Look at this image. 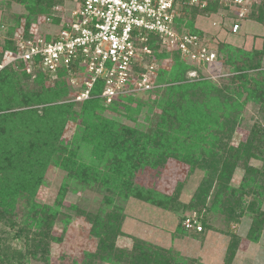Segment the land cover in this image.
Masks as SVG:
<instances>
[{
    "label": "trees",
    "instance_id": "trees-1",
    "mask_svg": "<svg viewBox=\"0 0 264 264\" xmlns=\"http://www.w3.org/2000/svg\"><path fill=\"white\" fill-rule=\"evenodd\" d=\"M19 4H28L30 8V15L26 17V20L24 19L26 25L23 32L28 35L32 24L37 23L42 17L50 15L61 2L58 0H20ZM217 4H211L206 9L193 8V11L209 13L211 10L217 9L215 7ZM225 9L231 11L227 6ZM257 9L259 11L257 20L264 24V2ZM33 15L34 17L31 18ZM231 17L234 19L232 26L238 21L242 28V21L245 17L240 20L238 12ZM20 24L21 19H18L16 28ZM16 30L18 29L8 30L9 39L2 46L5 51L16 50L17 52L18 46L10 41ZM182 30L184 29L182 28ZM188 32L198 36L201 46L208 48L200 34L194 31ZM231 34L233 33L231 32ZM148 46L152 51L147 60L149 65L157 64V60L169 61L170 63L173 60L174 62L170 70L164 67L153 73L154 78L156 77L155 83L162 88L149 91L150 101L152 100V92H162V99L154 101V105L161 108L172 103L174 113L171 115L164 113L155 128L149 130V140L141 141L142 143L137 137L132 141L130 139L132 131L125 127L119 128L116 119L105 121L100 117L101 115L97 114V109L103 111L108 107L99 99H92L83 104L81 114L78 115L83 122L82 129L70 143L65 142L62 140V133L66 120L75 116L72 112L73 105L56 103L66 99L69 95L66 82L59 80L55 88L47 90L45 81L50 76L40 71L41 73L32 81L35 90L29 86L28 82L31 81V76H35L39 70H34L28 74L24 70L25 63L21 62L19 66L22 68L24 77L19 80L14 77L15 74L9 69L0 71V95L2 97L5 95L1 91V87H3L7 93L10 92L12 99L17 102L20 98L23 107L29 109L19 113L5 103L4 108L0 110V112H9L8 115L3 116V119L9 118V122L5 124L1 121L5 125L0 124V223L12 228L18 225L15 219L18 202L21 199L27 200L28 197L35 196L46 166L55 162L56 166L67 172L66 185L68 181L74 180L79 187L84 189L100 188L110 192L108 193L110 197H106L103 204L107 209L104 217L96 212L83 213L93 225L91 234L97 239V246L95 251L86 252L83 255L82 264H191L188 259L183 258L178 253H173L170 250L163 251L159 247L140 240H136L130 250H125L117 245L118 239L123 235L124 206L130 198L161 208L165 206L166 197L161 196L155 187L136 184V170L143 169L141 167L145 165L154 169V167L161 165L162 159L168 157L181 160L189 165H198L200 169L205 170L207 177L202 182L195 200H199L200 203V200L203 199L204 201L200 204L204 205L207 198L205 196L211 190L215 180H217L216 188L218 189L214 202L216 200L222 201L223 193L229 191L227 168L238 166L240 162L246 173L240 193L264 197V185H259L261 179L264 182V171L259 177L257 169L249 164L256 156L247 150V146L253 147L252 144L261 145L262 139H264V129L261 130L254 126L252 128L253 136L249 138L248 145H242L241 148L236 149L237 154L231 151L227 152V148L224 146L225 137L222 136V132L226 130L225 127L229 128L227 130L229 133V130L233 131L237 125V114L244 109L245 105L250 101L259 102L260 97L264 95L263 83L258 80V76L264 78V70L257 71L262 68V62L260 60L256 62L251 54L224 46L217 49L218 52H221V54L217 53V60L225 58L224 65L231 68L229 73L232 76L228 78V84L219 86L211 81L203 80L194 85L177 86L176 83L185 82V75L194 67L187 64L177 50L171 52L173 54L171 60L167 48H164L159 38L153 34L149 35ZM66 76L68 73L65 70L58 74V78L61 79ZM41 87L43 88L42 92L38 90ZM198 87L202 89L200 94L194 92V89ZM102 89L103 83H97L91 95L93 97L98 95ZM177 96L180 98L179 100H175ZM200 96L205 97L202 99L204 104ZM173 99L174 101L169 103ZM205 99L209 103L206 104ZM219 99L220 102L223 100L224 103L220 104ZM210 101L216 104H214L216 107L213 108L214 110H210ZM128 102L131 103L132 100ZM135 102L138 104L135 112L140 111L142 113L150 110V113L155 108L151 105L148 106V101H144L142 98H138ZM122 103L125 102L119 100L117 103L109 105V108L118 113H122L123 109L124 112H130L131 106H122ZM261 103L263 100L260 101ZM39 105L44 107L39 110ZM120 107L124 108L121 109ZM219 115L220 118L222 116L225 118L220 120ZM5 133L11 134V141H2V135ZM57 149L60 152L70 150L66 157H62L57 155ZM121 155H124L125 159H129L127 162L130 165L126 168L120 166ZM221 166L227 168L220 171L221 169L217 168ZM157 174L158 172L154 174L155 178ZM216 174H218L217 179H213ZM64 189V195H60L61 198L56 201L59 203L57 204L59 207L62 205L64 196L68 193V189ZM238 192L233 190L228 193V196H235ZM223 207L225 212L227 211L231 215V209L225 205ZM34 208L35 212H33ZM73 208L79 211V208ZM28 213V221H24L25 224L14 230L15 233L10 232L8 234L5 232L0 237V264H16L17 261L21 260L20 254L12 249L8 240L18 239V237L24 236L23 234H32L35 243L29 249L31 254L35 256L40 252L43 256L41 260H45L47 263L50 255L49 244L52 240L56 242V239L52 237V232L58 220V209L53 205L41 207L33 205ZM31 213L34 214V218L29 224ZM260 229H262V223L261 219L257 217L248 233L250 241H258ZM184 230L187 231L185 228ZM62 233L64 234V231ZM236 245L230 243L228 246L227 264H230L235 256Z\"/></svg>",
    "mask_w": 264,
    "mask_h": 264
},
{
    "label": "rangeland",
    "instance_id": "rangeland-1",
    "mask_svg": "<svg viewBox=\"0 0 264 264\" xmlns=\"http://www.w3.org/2000/svg\"><path fill=\"white\" fill-rule=\"evenodd\" d=\"M262 2H264V0H247L245 19L242 21L240 32L236 34H231L232 24L234 22L231 16L239 11V8L234 5L228 7L231 9L230 12L225 9L224 6L218 4L215 6L217 9L211 10L209 13L193 11V8H183L179 18V25L182 26L181 28L186 32L194 31L200 34V36L203 37V42L208 47L207 49L215 53L216 59L214 62L206 65L191 64L186 61L187 64L193 66L194 69L187 72L185 75V82H179L175 85H194L203 80L211 81L219 86L228 84V78L232 76V74L229 73L231 68L224 65L225 58H223L224 60H217V53L221 54L217 49L224 46L226 48L232 47L243 53L246 52L253 55L256 62L259 60L262 62V68L257 71L264 70V53H262L264 52V24L257 20L259 17L257 8ZM19 3L20 0H0V65H2V68L3 65H6L7 67L4 66L3 69L11 70V72L15 74V76H13L18 80L24 77L22 68L19 66L20 63L8 65L10 59L6 55L10 50H7V52L2 46L4 42L9 39V29H18L13 38H10V41L14 42L15 46L18 45V36L25 30V20L26 17L30 15V8L28 4L22 5ZM33 17L34 15L31 16V18ZM18 19H21V24L16 28ZM32 26L30 29L34 28V26ZM10 52L16 53V50H11ZM167 52L170 54L172 60V51L167 49ZM148 59L149 57L147 60ZM156 62L157 64L153 63L156 66L155 72H158L160 68L163 69L164 67L170 70L171 66L174 64L173 60L171 63L162 60H157ZM147 63L149 64V61H147ZM3 69H0V71ZM40 73L39 70L36 72L35 76H31V81L28 82L31 88H34V83L32 84V81ZM59 80L66 82L69 88V95L66 99L56 104L73 105L72 112H74L75 115L74 118L66 120L63 129L62 140L67 143H70L77 133H80L83 122L78 115L81 114L83 104L92 99H99L103 104L106 103L108 105L106 110L101 111L97 109V114L99 116L101 115L100 117L105 121L116 119L119 128L125 127L131 130L132 136L130 139L132 141L137 138L140 142L149 140V130L155 128L158 121L162 118L161 116L164 113H166V115L174 113V110H172L174 106L171 103L174 99L169 102L171 103L169 106L164 105L158 108L154 105V101L162 99V92H152L151 101L149 90H138L123 94L109 101V99L103 97L104 90L102 89L99 94L94 97L91 95V91V98L89 100L77 101V96L86 90L80 88V86L73 87L69 82L70 78L68 76L62 79L60 77L57 79L49 77V79L45 81V88L47 90L55 88ZM258 80L263 83L262 87H264V78L258 76ZM154 81L156 82V77ZM155 86L156 87L151 91L160 90V88H162L160 86L159 88L156 83ZM38 90L42 92L43 88L41 87ZM1 91L5 95L3 97L0 95V110L4 108L5 103H7L11 109H15L16 112L19 113L29 110L23 107L24 105L20 98L16 102L15 99H12V95L9 94L10 92L7 93L3 87H1ZM194 92L200 94L202 92L201 87L194 89ZM203 97L204 96H200L201 100L205 98ZM138 98L148 101L147 105L155 107L154 110L150 113V110L142 113L140 111L135 112L138 106L135 101L138 100ZM176 99L179 100L180 98L177 96L175 100ZM260 99V101L263 100L261 104L260 101H250L245 105L244 109L237 114L238 119L235 113L237 125H235L233 131L229 130V133L227 131L229 128L225 127L226 130L222 132V136L225 137L224 146L227 148V152L231 151L237 154L236 149L241 148L242 145L246 146L249 138L253 136L252 128L254 126L261 130L264 129V95H262ZM119 100L125 102L122 103V106H131L130 112H124V107H120L123 109L122 113L115 112L109 108V105L117 103ZM127 100H132V102L129 103ZM206 100L207 99H205V103H209V101ZM223 103L224 101L222 100L220 104ZM214 104L215 102L210 101V110L216 108V104ZM220 104L219 107L221 106ZM52 105L55 106V104ZM43 107L44 106L39 105L38 108L40 110ZM223 108L226 111V107L224 106ZM8 113L9 112L5 111L0 112L1 125H5L9 122V118L3 119V116L8 115ZM223 118L225 117L222 116L220 120ZM8 140H12L11 134H3L2 141ZM252 145L253 147L247 146V150L255 155L256 158L251 160L249 164L257 169L260 177L261 173L264 171V139H262L260 146L256 144ZM70 148L72 149L73 147ZM69 150L60 152L59 149H57V155L59 154L62 157H66ZM124 155H121L120 166L126 168L130 163L127 162L129 159H125ZM238 155L241 157L240 154ZM133 163L134 161L132 164ZM160 164L161 165L154 167V169L149 168V165H145L141 167L143 169L136 170L135 182L141 186L149 187L152 185V187H155V190H157L161 196L166 197L165 206L161 208L150 203L141 202L135 198H130L124 206V220L122 224L123 235L117 242L120 248L130 250L133 248L135 241L140 240L148 244L150 243L152 246L159 247L163 251L170 250L173 253H178L183 258L188 259L191 264H227V259L229 257L227 253L228 246L230 243H235L237 244L235 256L230 261V264H264V197H255L253 195H244L240 193L246 175L240 162L238 166L230 168L221 166L217 168L221 169L220 171L227 168V177L229 178L228 193H231L233 190L239 191L237 195L228 196V193L225 192L221 197L222 201L216 200V202H214V197L218 189L216 188L217 180H215L211 190L205 196L207 198L204 205L200 204L204 201L203 199H201L199 203V200H195V197L196 194H198L202 182L207 177L205 170L200 169L198 165H189L181 160L170 157L162 159ZM157 172L158 174L155 178L154 174ZM217 177L218 174H216L213 179H217ZM66 183L67 172L56 166L55 162L48 164L35 196L28 197L27 200L21 199L17 204L15 219L18 225L12 228L9 225L0 223V237H2L5 232L8 234L10 232L15 233L14 230L18 229L20 225L22 226L25 224L24 221H28L29 217L28 211L33 205L39 207L53 205L58 209V220L52 232V237L56 239V242L52 240L51 244H49L50 255L48 256L49 259L47 263L82 264L83 255L86 252L95 251L97 246V239L91 234L93 225L83 213L96 212L100 214L101 217H104L107 209L103 204L105 198L110 197L108 194L110 192L100 188L87 190L79 187L74 180L68 181V187ZM259 185H264L262 179ZM64 188L68 189V193L64 196L65 198L63 199L62 205L59 207L57 205L59 203L56 201L58 198H61L60 195H64ZM223 205L231 209V215L228 214L227 211L225 212ZM73 207L79 208V211ZM33 212H35V208ZM31 214V221L29 224L32 223V218H34V214ZM188 217L196 221L197 225L194 230L196 232L184 230V221ZM257 217L261 219L262 229H260L261 233L258 241L252 242L249 240L248 233ZM198 227H202V230L199 231ZM63 231L64 234L62 233ZM23 235L22 237H18V239L8 240V244L12 249L20 254L21 260L17 261L16 264H47L45 260H41L43 256L40 252L35 256L31 254L32 252L29 249H31V245L35 243L31 236L32 234Z\"/></svg>",
    "mask_w": 264,
    "mask_h": 264
},
{
    "label": "built area",
    "instance_id": "built-area-1",
    "mask_svg": "<svg viewBox=\"0 0 264 264\" xmlns=\"http://www.w3.org/2000/svg\"><path fill=\"white\" fill-rule=\"evenodd\" d=\"M58 1L61 4L33 24L28 35L18 36L17 52L9 51L6 56L10 59L8 65L25 63L28 74L40 70L57 79L65 70L73 87L86 90L77 96V101L89 100L99 82L103 83V97L109 101L134 91L154 89L156 66L146 61L152 54L148 46L150 34L157 36L164 48L179 51L191 64L214 62L215 53L202 47L198 36L179 25L183 8L234 5L239 8L240 20L247 10V0ZM240 28L237 21L231 32L236 34ZM196 225L191 217L184 221L187 230L194 231Z\"/></svg>",
    "mask_w": 264,
    "mask_h": 264
}]
</instances>
